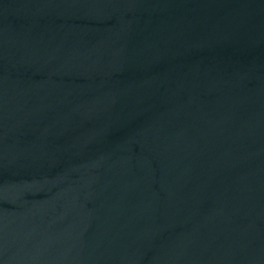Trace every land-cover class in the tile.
<instances>
[{
    "label": "water",
    "instance_id": "water-1",
    "mask_svg": "<svg viewBox=\"0 0 264 264\" xmlns=\"http://www.w3.org/2000/svg\"><path fill=\"white\" fill-rule=\"evenodd\" d=\"M0 264H264V0H0Z\"/></svg>",
    "mask_w": 264,
    "mask_h": 264
}]
</instances>
